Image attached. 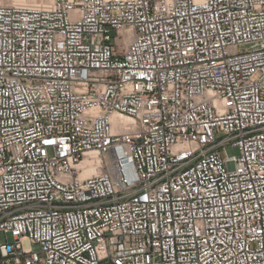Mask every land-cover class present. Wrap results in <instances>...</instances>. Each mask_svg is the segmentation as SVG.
Wrapping results in <instances>:
<instances>
[{
	"label": "built area",
	"instance_id": "2783aa9c",
	"mask_svg": "<svg viewBox=\"0 0 264 264\" xmlns=\"http://www.w3.org/2000/svg\"><path fill=\"white\" fill-rule=\"evenodd\" d=\"M0 234V264H264V0H0Z\"/></svg>",
	"mask_w": 264,
	"mask_h": 264
},
{
	"label": "rangeland",
	"instance_id": "374dc122",
	"mask_svg": "<svg viewBox=\"0 0 264 264\" xmlns=\"http://www.w3.org/2000/svg\"><path fill=\"white\" fill-rule=\"evenodd\" d=\"M4 2H11L12 3V0H3ZM223 155H228V156H232V155H238L239 154V151L237 149V147L235 146H231V145H227L226 148H225V151L222 152ZM233 164L232 162H229L228 163V167L229 168H232ZM3 241V237L2 235L0 234V242Z\"/></svg>",
	"mask_w": 264,
	"mask_h": 264
},
{
	"label": "bare ground",
	"instance_id": "6f19581e",
	"mask_svg": "<svg viewBox=\"0 0 264 264\" xmlns=\"http://www.w3.org/2000/svg\"><path fill=\"white\" fill-rule=\"evenodd\" d=\"M19 0H12V3H17ZM91 171H93V169L89 168V170H87V173L89 174Z\"/></svg>",
	"mask_w": 264,
	"mask_h": 264
}]
</instances>
